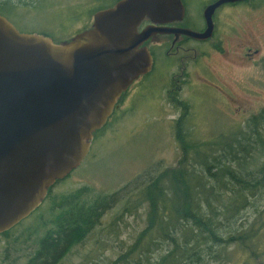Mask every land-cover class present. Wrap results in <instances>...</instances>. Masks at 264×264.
Segmentation results:
<instances>
[{
	"label": "rangeland",
	"instance_id": "1",
	"mask_svg": "<svg viewBox=\"0 0 264 264\" xmlns=\"http://www.w3.org/2000/svg\"><path fill=\"white\" fill-rule=\"evenodd\" d=\"M209 2L188 0L194 27L203 25V10ZM102 3V0H41L39 7L22 4L11 12L13 16H7L20 30L50 31L60 39H70L91 22L92 10ZM259 6L254 9L238 2L233 6L227 4L224 7L227 13L219 11L218 36L225 52L213 49L210 41L205 46L207 55L202 56V70L200 66L186 64L191 71L190 87L184 86L180 92L166 89L174 72H180L177 65L172 67V60L158 64L149 77L137 80L121 97L118 117L99 133L100 139L91 142L85 160L68 178L53 185L56 193L88 185L97 191H117L121 196L120 203L104 214L92 235L74 247L60 264H112L127 252L135 235L146 225V213L141 207L120 213L122 205L129 194L138 191L135 183L148 181L159 170L179 164L182 147L175 127L179 120L184 122L192 113V120L183 123V132L191 134L189 139L212 142L233 130L245 129L249 119L264 109V4ZM147 23L151 21L144 20L143 26ZM248 48L258 49L255 61L247 58ZM186 103L190 108L183 113ZM251 202L254 206L242 213L243 218L228 227L230 234L248 229L264 209V196ZM40 224L39 219L30 217L16 227L10 241L0 238V264H12L15 257L18 258L15 264H23L36 247L34 240L44 232ZM254 229L259 235L250 242L245 240L247 249L231 244L216 256L218 246H213L205 256V264H264V229L258 226ZM164 246L154 256L164 254Z\"/></svg>",
	"mask_w": 264,
	"mask_h": 264
},
{
	"label": "water",
	"instance_id": "2",
	"mask_svg": "<svg viewBox=\"0 0 264 264\" xmlns=\"http://www.w3.org/2000/svg\"><path fill=\"white\" fill-rule=\"evenodd\" d=\"M243 1L208 4L202 32L167 26L184 20L183 0H119L62 43L0 13V233L28 218L85 160L122 94L152 70L146 41L171 32L208 39L217 8ZM144 20L151 23L139 30Z\"/></svg>",
	"mask_w": 264,
	"mask_h": 264
},
{
	"label": "trees",
	"instance_id": "3",
	"mask_svg": "<svg viewBox=\"0 0 264 264\" xmlns=\"http://www.w3.org/2000/svg\"><path fill=\"white\" fill-rule=\"evenodd\" d=\"M40 1L0 0V13L6 17L13 16L11 12L22 4L33 3L39 7ZM102 1L92 10L91 22L77 30L72 37L90 29L95 13L114 6L119 0ZM183 2L187 6L186 22L195 26L190 20L188 0ZM253 2L243 1L253 8L264 4L258 0L256 4ZM39 33L51 36L57 43L72 39H60L50 31ZM162 60L169 63L171 59L155 53L152 70L142 77L147 78L155 72ZM190 82L181 80L180 87ZM176 83L173 78L166 89L180 92ZM126 94L124 92L122 96ZM120 101L121 98L106 124L94 132L92 142L100 139L102 136L99 133L118 117ZM189 108L186 103L183 113ZM191 116L192 113L184 122L192 120ZM184 122L179 120L175 125L178 129L177 139L182 147L179 164L159 170L148 181L135 183L138 191L126 197L120 213L131 212L138 207L145 208L146 225L135 235L127 252L120 253V258L112 264H205V256L213 246H218L216 256L231 244L247 249L245 240L250 242L259 235L255 226L264 229L262 209L248 229L233 231L234 234L228 230L232 223L243 218L242 213L246 209L254 206L252 199L264 196V109L249 119L245 129L233 130L229 135L212 142L189 139L191 134L183 132ZM53 187H50L43 204L28 217L39 219L44 232L34 240L36 247L23 264H60L71 255L74 247L92 235L102 223L104 214L120 203L121 196L117 191L108 193L83 185L68 192L56 193ZM40 212L43 214L40 215ZM28 218L0 233V238L10 241L16 227ZM163 244L165 253L154 256L153 253L161 250ZM17 260L15 257L12 264Z\"/></svg>",
	"mask_w": 264,
	"mask_h": 264
},
{
	"label": "flooded vegetation",
	"instance_id": "4",
	"mask_svg": "<svg viewBox=\"0 0 264 264\" xmlns=\"http://www.w3.org/2000/svg\"><path fill=\"white\" fill-rule=\"evenodd\" d=\"M213 1H215V0H210V2L208 4L212 3ZM237 3L238 2L226 3V4L217 8V10L214 13V17H213L214 32H213V35L208 39H196V38H193V37L185 35V34H181V35L177 36L175 32H171V33H159L157 35H154L153 37H151L148 41H146L144 43L150 49V52L153 56V59L155 57V53L158 55H161V56H163V55H165L167 57L169 56V58L173 62L172 67H174L175 65H177L179 67L180 72H174V74L172 75V77L177 81L176 84L179 85L178 89L182 88V87H180L181 86V80L182 81H186V80L191 81L192 80L191 79V71L189 69L187 70L188 67L186 66V64L189 67H193V66L199 67L200 66V68L202 70V56L204 57L207 55L205 46L210 41L213 44V49L217 50L220 53L225 52V47L222 44V40L218 36L219 26L221 23V20H220L221 14L219 13V11L224 10V13H227L225 10L226 8H224V7L227 4H230L231 6H233V5H236ZM208 4L205 5L204 9L206 8V6ZM203 13H204V10H203ZM190 15H191V13H190ZM186 18H187V6H186V16L184 18V21L169 23L167 26L191 28V29H194L197 31H202V32L205 31L207 26H206V22H205V18L203 16V14H202L203 25L200 27H194V26L187 24ZM147 25H149V23L145 24V26H147ZM145 26H143V22H142V24L139 27V30L143 29ZM215 41H218V43L214 44ZM218 45H220V47H217ZM250 50H251V48H248V51L246 53L247 58L249 60L255 61L256 54H258L259 51H258V49H255L254 51H250ZM163 62H164V60H162L160 62V64H162ZM196 71H197V75L199 76V78L202 79V74L199 72L198 68L196 69ZM140 78L138 79V81L140 80ZM138 81L136 80L134 83H136ZM190 84H191V82L188 85L187 84H183V85L185 87H190ZM132 85H130L129 89L131 88ZM129 89L126 92H128Z\"/></svg>",
	"mask_w": 264,
	"mask_h": 264
}]
</instances>
